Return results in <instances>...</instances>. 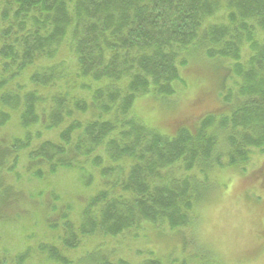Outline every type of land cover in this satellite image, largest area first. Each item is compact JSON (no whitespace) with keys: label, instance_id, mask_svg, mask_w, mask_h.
Wrapping results in <instances>:
<instances>
[{"label":"trees","instance_id":"obj_1","mask_svg":"<svg viewBox=\"0 0 264 264\" xmlns=\"http://www.w3.org/2000/svg\"><path fill=\"white\" fill-rule=\"evenodd\" d=\"M222 1L225 17L211 24L221 0H0V127L14 109L23 128L31 124L26 131L35 123L40 135L59 132L35 144L30 137L0 140V223L28 202L43 222L33 232L44 223L62 227L61 241L44 249L65 262L62 251L90 236L118 237L143 224L179 232L202 199L198 180L210 181L216 168L245 171L255 151L264 157V0ZM196 48L231 62L226 80L234 83L199 127L170 138L133 109L147 95L173 98L183 84V54ZM63 166L92 186L96 174L109 176L100 177L103 188L75 221L61 209L51 215L48 205L38 213L41 202L20 188L24 174L44 177ZM176 168L187 176H170ZM195 170L208 178L191 179ZM91 254L82 264H131Z\"/></svg>","mask_w":264,"mask_h":264},{"label":"rangeland","instance_id":"obj_2","mask_svg":"<svg viewBox=\"0 0 264 264\" xmlns=\"http://www.w3.org/2000/svg\"><path fill=\"white\" fill-rule=\"evenodd\" d=\"M222 2L217 9L214 6L211 24H220L224 19ZM183 57L187 65L180 69L183 84L176 85L177 94L164 101L147 95L138 99L133 109V116L145 126L170 138L183 129L194 130L199 127L211 110L222 106V97L220 103L219 96L226 86L232 87L234 83L232 76L226 80L228 76L225 68H232L231 62L212 61L202 48L185 51ZM8 112L9 119L0 127V140H25V137H30L35 144L41 138L58 139L59 132L54 130L43 129V134H38L40 124L37 128L33 123L31 132L26 131L31 124L22 127L21 113L14 109ZM86 117L78 116L81 120ZM33 121L34 118L27 122ZM252 158L244 172L240 169L216 168L208 172L210 181L198 180L195 192L202 199L188 227L173 232L169 227L165 229L143 224L142 228L129 230L118 237L90 236L91 240L80 243L74 250L62 251L65 262L64 259L62 262L55 261L50 252L44 249V246L61 241L62 227L50 229L48 223H44L39 231L33 232L43 222L36 221L34 206L23 203L24 207L22 204L7 222L0 223V264H82L92 251L95 254L91 256L97 257L99 252L101 256L105 255L104 260L113 263L125 260L131 264H146V260L157 258L164 264H264V157L255 151ZM22 167L19 166V169ZM87 172L88 176L92 173L88 169ZM18 173L19 170L14 175ZM169 175L183 179L187 173L176 168ZM189 176L193 180L208 178L199 170ZM100 177L99 173L95 175L97 180L92 186V182L89 183L86 175L83 176L77 168L63 166L44 177L24 174V177H20L23 179L20 188L41 202L38 213L48 205L47 210H50L51 215L55 209H61L68 215H64L67 219L75 221L89 198L103 188L99 186ZM101 178L105 180L109 176ZM21 208L23 211H20ZM26 210H30L29 216H25Z\"/></svg>","mask_w":264,"mask_h":264}]
</instances>
